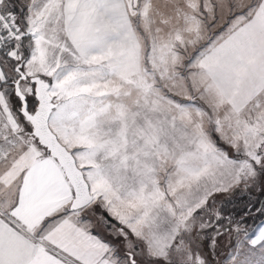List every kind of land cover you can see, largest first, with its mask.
<instances>
[{
	"label": "snow or ice",
	"instance_id": "1",
	"mask_svg": "<svg viewBox=\"0 0 264 264\" xmlns=\"http://www.w3.org/2000/svg\"><path fill=\"white\" fill-rule=\"evenodd\" d=\"M0 264H264V0H0Z\"/></svg>",
	"mask_w": 264,
	"mask_h": 264
}]
</instances>
